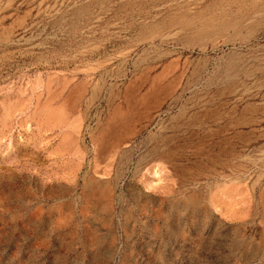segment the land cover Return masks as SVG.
I'll list each match as a JSON object with an SVG mask.
<instances>
[{
	"label": "rangeland",
	"instance_id": "374dc122",
	"mask_svg": "<svg viewBox=\"0 0 264 264\" xmlns=\"http://www.w3.org/2000/svg\"><path fill=\"white\" fill-rule=\"evenodd\" d=\"M230 1L0 0V264H264V16L216 33Z\"/></svg>",
	"mask_w": 264,
	"mask_h": 264
},
{
	"label": "crops",
	"instance_id": "0c3cea01",
	"mask_svg": "<svg viewBox=\"0 0 264 264\" xmlns=\"http://www.w3.org/2000/svg\"><path fill=\"white\" fill-rule=\"evenodd\" d=\"M172 122L171 117H158L146 124L150 127L149 132L153 137L150 146L146 147L144 158L145 166L152 168L148 172L149 176L144 185L146 191L157 192L165 184L160 182V179L166 176V173H163L162 165L172 159H166L162 139L177 135V125ZM209 201L214 214L226 221L244 218L249 213L250 199L239 190L225 188L219 193H211Z\"/></svg>",
	"mask_w": 264,
	"mask_h": 264
},
{
	"label": "bare ground",
	"instance_id": "6f19581e",
	"mask_svg": "<svg viewBox=\"0 0 264 264\" xmlns=\"http://www.w3.org/2000/svg\"><path fill=\"white\" fill-rule=\"evenodd\" d=\"M256 1L257 0H231L230 3L232 6H235L236 13L228 14V12H226L228 15L227 20L223 19L221 23L217 24L216 26L214 25L215 30L212 28L214 32L217 33L218 31L228 30L229 28L236 29L240 27H246V23L249 24L251 22L256 21L259 16H264V6L256 4ZM241 11H245L247 16L244 17L243 12L241 13ZM212 25L208 24L207 28H211ZM200 29L201 27L199 28V31ZM244 42H246V40L242 42H236V40H233V39L231 40L225 39L223 45H226V44L229 45L230 43H232V45L235 46L236 44L240 43L239 45L242 46ZM217 46L215 45L214 47H217ZM245 60L247 59L243 55L235 57L230 62L229 67L230 68L236 67L238 64L240 65V63L245 62Z\"/></svg>",
	"mask_w": 264,
	"mask_h": 264
}]
</instances>
